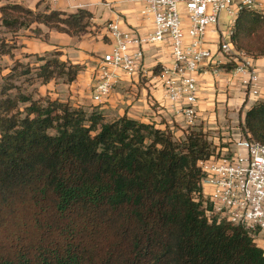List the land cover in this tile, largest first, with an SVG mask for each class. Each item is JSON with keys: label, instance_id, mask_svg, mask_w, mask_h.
<instances>
[{"label": "trees", "instance_id": "obj_1", "mask_svg": "<svg viewBox=\"0 0 264 264\" xmlns=\"http://www.w3.org/2000/svg\"><path fill=\"white\" fill-rule=\"evenodd\" d=\"M92 19L85 9L6 3L0 61L13 57L22 30L47 40L41 25L76 37ZM256 36L264 42V16L242 11L233 42L253 54L246 42ZM62 55H35L41 84L75 80L81 66ZM263 55L264 47L253 57ZM23 66L29 63L16 60L0 85V264H264L241 227L208 224L193 201L197 162L211 154L201 127L176 140L169 129L126 115L106 121L58 99L35 100L9 82ZM241 127L264 144V102L246 110Z\"/></svg>", "mask_w": 264, "mask_h": 264}, {"label": "built area", "instance_id": "obj_2", "mask_svg": "<svg viewBox=\"0 0 264 264\" xmlns=\"http://www.w3.org/2000/svg\"><path fill=\"white\" fill-rule=\"evenodd\" d=\"M140 1L145 4L141 14L152 20V32L141 36L118 21L106 25L110 50L96 61L91 85L94 103L101 104L109 97L120 73L150 76L191 127L198 119L197 76L216 74L223 65L224 69L230 66L234 79L240 78L249 97L258 95L259 76L252 57L236 47L233 35L239 14L244 10L264 13V0ZM222 11L229 17L227 24L221 22ZM148 45L169 47V64L146 69ZM222 144L217 152L212 149L208 157L198 160L201 179L193 201L208 224L241 227L264 255V144L251 139L241 126L234 127Z\"/></svg>", "mask_w": 264, "mask_h": 264}, {"label": "crops", "instance_id": "obj_3", "mask_svg": "<svg viewBox=\"0 0 264 264\" xmlns=\"http://www.w3.org/2000/svg\"><path fill=\"white\" fill-rule=\"evenodd\" d=\"M6 3L19 4L40 12L54 10L75 13L78 9H85L93 15V24L89 32L70 37L64 33L49 31L40 25L43 32L48 33L49 40L45 42L37 39L33 42L37 47V50L33 52L34 55L42 56L41 54L54 49L63 51L64 54L68 53L67 58L72 64L90 63L94 60L93 67L81 69L72 83L63 84L69 89L71 95L70 93L61 95L63 100L54 94L53 97H48L68 102L74 107H77L78 103L88 104L91 99L89 89L93 83L97 61V58L93 59V57H100L110 50L106 30L109 22L118 21L121 27L131 28L141 36H146L153 29L151 18L141 14L145 4L140 0H0V6ZM261 14L264 16V13ZM20 46L17 44V48ZM70 51H74V54H70ZM19 57L17 56L15 61L21 62ZM170 58L171 52L167 46H145L144 64L148 70H152L156 65L169 64ZM41 63L42 61H38L35 66ZM252 65L259 76V93L256 96L249 97L245 93L240 84V78L234 79L230 74L229 65L225 66V69L223 65L216 74L208 72L197 76L198 119L195 125L202 126L203 131L208 130L212 133L213 139L217 142L229 139L230 132L234 130V127L242 125L246 110L254 103L264 102V55L252 57ZM47 84L58 85L56 80ZM99 110L102 111L106 121L113 116L118 119L126 115L130 119L153 124L162 130L169 129L172 133L176 131L184 136L190 128L185 117L176 113L170 103L165 100L160 83L155 82L150 76L128 77L120 73L119 83L112 89L109 97L99 105Z\"/></svg>", "mask_w": 264, "mask_h": 264}, {"label": "rangeland", "instance_id": "obj_4", "mask_svg": "<svg viewBox=\"0 0 264 264\" xmlns=\"http://www.w3.org/2000/svg\"><path fill=\"white\" fill-rule=\"evenodd\" d=\"M179 9L182 11L183 7L180 6ZM228 15L226 11H222L221 13V22L223 24H227V20H228ZM224 28V27H223ZM2 36V34H0V37ZM7 38L10 37V35H6ZM18 38H15V42L16 44H20L21 46L17 48V50H15L13 57H3L2 60L0 61V85L4 84V77H6L10 70L12 69V67L14 66V62L17 56H20L19 60H21V62L23 64L25 63H29V67L28 69L30 70L29 73L27 74H20V73H25L26 71V66L23 67H18L16 70V75L13 79H10L9 82H13L17 88L19 89L20 92L25 93V94H29L31 95L35 100H39V99H47L48 97H53L54 95H57V98H60L61 100H63V97L61 95H66L68 93H70L69 89L63 85L64 84V79L63 78H59L56 80V83L58 84L56 85H43L40 83L39 80H37L36 78V74L38 73L37 67L35 66V64L38 62L34 53L37 50V47L35 44H33V42H36L37 39H41L42 41L48 42L49 38H47V40H44L42 38H37L34 36V34L32 33V31H20L19 34L17 35ZM105 42L107 41L106 39L104 40ZM23 44H21V43ZM247 46L249 47V49L252 51L253 54L247 53L245 50L239 49L244 51L247 55L253 57L254 55L257 54L258 50L262 47H264V42L262 41V38H260V36H256V37H252L251 39H249L246 42ZM54 49L50 50L49 52H52ZM62 52V56L61 59L63 60H69L67 57L69 56L68 53H63ZM70 54H74V51H70ZM42 56H44L45 54H41ZM95 58H99L97 56H94L93 59ZM70 61V60H69ZM79 61V60H77ZM71 62V61H70ZM79 66H81L82 70H86L88 67H93L94 65V60H92L90 63L89 62H84V63H80L78 64ZM91 87L89 89V91L91 92ZM17 90L13 89L10 91L11 95L16 94ZM71 95V93H70ZM88 95V93H87ZM89 103L88 104H82V103H78L76 104L77 107L74 108H81L82 110H84L87 115H91L93 112H101L99 110V105L97 103L92 102L91 99H89ZM102 104V103H101ZM26 104H21L20 106L22 108H24ZM112 119V120H111ZM114 119H116V116H113L110 118V120L108 121H113ZM202 126H198V125H194L191 126L188 130L193 129V128H199ZM175 131V130H174ZM205 132V131H204ZM175 133V134H174ZM172 133L174 139L176 140H183L185 138L184 135H182L181 133H177L176 131ZM208 141L210 142L211 145V150L213 149L214 152H217L216 148H221L223 146L222 142H220L219 144H217L218 142L216 141V145L214 144V137L213 134L210 133L208 130L205 132Z\"/></svg>", "mask_w": 264, "mask_h": 264}]
</instances>
